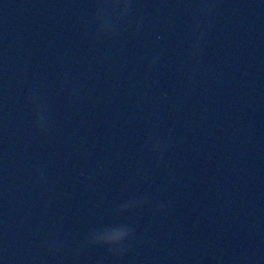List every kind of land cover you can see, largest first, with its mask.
Returning <instances> with one entry per match:
<instances>
[{"label":"clouds","instance_id":"clouds-1","mask_svg":"<svg viewBox=\"0 0 264 264\" xmlns=\"http://www.w3.org/2000/svg\"><path fill=\"white\" fill-rule=\"evenodd\" d=\"M133 0H108L105 7L110 9L111 16L105 19V22L101 24L99 30L96 33L98 39H107L114 37L119 22L122 21L132 8ZM215 0H208L202 9L199 10L195 24L193 27V39H192V51L191 58L196 59L202 53V42L205 38L207 28L209 26L210 18L216 11ZM104 13V7L98 9V14ZM159 57H153L147 64V70L152 72L157 69ZM73 93L75 90H72ZM38 93L34 90L33 95L29 97V102L34 106L36 113V119L34 121V131L39 134L43 132L47 127V117L42 112V105L38 102ZM152 151H163L168 147L167 142H162L158 139L152 140L150 143ZM149 202L148 197L136 199L122 204L117 212H125L130 209L140 207ZM168 207L164 203L157 205L155 211H163ZM134 229L127 225H111L96 228L89 234L85 243L89 246H104L108 251L116 257L123 255L129 251L132 247ZM54 245H49L51 249Z\"/></svg>","mask_w":264,"mask_h":264}]
</instances>
